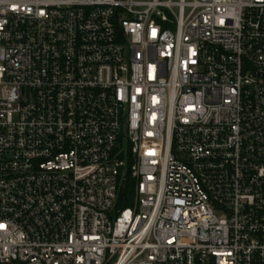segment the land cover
Wrapping results in <instances>:
<instances>
[{
    "label": "built area",
    "instance_id": "1",
    "mask_svg": "<svg viewBox=\"0 0 264 264\" xmlns=\"http://www.w3.org/2000/svg\"><path fill=\"white\" fill-rule=\"evenodd\" d=\"M0 264H264V0H0Z\"/></svg>",
    "mask_w": 264,
    "mask_h": 264
},
{
    "label": "trees",
    "instance_id": "2",
    "mask_svg": "<svg viewBox=\"0 0 264 264\" xmlns=\"http://www.w3.org/2000/svg\"><path fill=\"white\" fill-rule=\"evenodd\" d=\"M124 207V206H123Z\"/></svg>",
    "mask_w": 264,
    "mask_h": 264
}]
</instances>
